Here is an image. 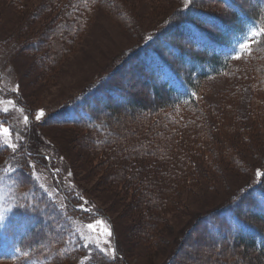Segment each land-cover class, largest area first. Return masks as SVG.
<instances>
[{
  "label": "rangeland",
  "instance_id": "obj_1",
  "mask_svg": "<svg viewBox=\"0 0 264 264\" xmlns=\"http://www.w3.org/2000/svg\"><path fill=\"white\" fill-rule=\"evenodd\" d=\"M69 1L21 0V5L15 4L17 1L0 0V122L4 123L3 116L7 115L8 121L13 120L23 130L27 129L26 114L12 107L9 101L15 104L14 98L7 99L15 92L34 110V116L41 110L44 112L40 120L34 117L32 123L35 130L31 145L36 147L35 151L25 150L28 143L22 145L23 137L11 131L13 141L18 144L17 152L21 148L26 151L29 167L22 166L29 170L18 166L19 163L16 165V160L9 155L6 165L22 169L29 177L21 181L22 175L14 178L15 172L7 175V189L12 190L7 194L8 200L15 202L16 194H22L25 199L33 198L44 189L55 199L54 203L58 206L63 203L67 208L65 201H71L68 193L72 187L83 203L88 202L84 207L89 212L83 211L86 216L69 212L76 237L71 239L69 246L63 244L69 247L67 257L54 255L52 264H247L246 259L236 255L237 250L230 248V253L216 245L206 232V219L202 218L246 192L264 174V85L261 92L254 93L233 77L209 79L206 105L201 111L205 121L178 133L181 152L173 154L170 170L167 171V164L159 162V158L143 163L138 155L137 160L131 162L133 159L121 155V149L117 150L116 146L127 132L115 139L104 127L89 139L84 129L52 126L44 120L67 101L81 98L92 84L114 72L116 74L108 84L119 83L133 97L149 99L150 93L144 89L138 74L137 67L142 60L137 57L126 60L143 43L146 32L161 28L166 19L180 9L182 0H103V4L83 12L81 23L74 17L67 20L72 27L77 23L82 32L79 35L77 30L71 37L70 34L66 36L68 31L65 29L63 38L56 23L66 16L63 9ZM113 1L115 5H111ZM241 1L251 13L257 9L255 4H259L255 0ZM82 2L78 0V5ZM198 2L200 0H192L193 5L197 6ZM90 3L92 5V0ZM222 8L223 5L211 0L203 4L204 12L229 18ZM30 44H34V50L29 48ZM192 44L195 43L187 47L192 48ZM37 45L39 49H36ZM247 62L248 57L236 62L234 68L237 71ZM252 70L248 75L251 81L258 73L256 67ZM135 101H127L129 109L127 104L119 107L112 102L111 113L104 111L97 115L102 118V124L110 128V123L116 122L114 113H118L119 122L112 127L124 125L133 141L149 145L147 143L154 134H145L147 126L144 122L148 120L140 113L139 105H132ZM153 104L151 100L148 102L149 107ZM5 108L9 110L7 113L3 111ZM167 116L176 123L192 117L187 111L172 112ZM4 127L9 129L6 123ZM191 128L202 132H191ZM3 139L7 138L3 137L1 141ZM97 142L108 144L105 148L110 152L116 151L111 159L105 160L99 149L92 152ZM126 149L131 151L129 147ZM109 151L103 153L110 154ZM32 154L35 157H31ZM39 154L44 158H37ZM168 157L164 158L168 160ZM180 169L177 175L183 174V183L166 185L164 179ZM62 170L66 171L62 177L65 184L58 179ZM152 180L155 191L167 186L166 189H175L176 193L173 198L169 193L162 195L171 202H160L164 213L159 219L147 220L145 215L139 219L147 198L141 189L146 190L145 185L148 187ZM57 189L64 193H58ZM30 190L32 192L28 193ZM139 194L145 198L137 205L134 196L139 198ZM139 205L143 207L139 209ZM95 210L102 212L97 214L98 220L105 221L110 227L105 220L109 217L115 225L121 252L116 249V237L108 238L117 252L115 260L100 253L94 243L86 248L87 241L78 234L79 231L94 240L98 238L101 245L107 247L103 245L104 226L97 224L96 233L87 228L92 219L87 215H92ZM197 222H201L199 228L191 230ZM152 223L159 227L151 230ZM143 235L154 239L148 243L141 240ZM58 253L56 249L47 256L52 259L53 254Z\"/></svg>",
  "mask_w": 264,
  "mask_h": 264
},
{
  "label": "trees",
  "instance_id": "obj_2",
  "mask_svg": "<svg viewBox=\"0 0 264 264\" xmlns=\"http://www.w3.org/2000/svg\"><path fill=\"white\" fill-rule=\"evenodd\" d=\"M12 1H17L15 4H21V0ZM80 1H83L80 6L78 0H71L66 8H62L66 11V16L59 19L56 24L61 30L63 38L65 29L68 31L66 36L70 34L72 37L77 32V23H81L80 18L84 11H90L92 7L104 3L103 0H92L91 5L89 0ZM206 1L200 0L197 6L191 3L185 8L182 0L180 9L169 16L161 28L146 32L143 43L128 55L126 61L136 57L142 60L137 67L138 74L145 85L144 89L148 91V94L150 93L148 98L154 102L153 105L148 106L149 99L145 101L144 97H133L119 83L108 84V81L116 74L114 72L92 84L81 98L67 101L58 110L50 113L44 122H48L52 126L84 129L83 131L86 132L89 139L93 137L98 129L102 130L104 127L112 133L111 135L115 139L118 138V135L127 132L123 135V139L118 142L115 141L117 142V150L121 149L122 151L120 152L121 155L133 159L131 162L136 161V157L140 155L142 158L140 160L143 163H146V160L151 161L152 158H159V162L162 161L167 164V171H169L173 154L178 155L181 152L178 133L186 131L185 127H194L199 122L205 121L201 111L204 110L206 105L207 82L209 79L223 76L233 77L236 80H241V83L239 82L241 86L245 89H252L254 93L261 92L264 85V43L253 46L254 51L251 57L242 55L241 59H234L230 58L231 56L227 53L237 43V38L248 35L252 27L264 26V0H255L259 4H255L257 9L252 13L245 8L241 0H211L223 5L224 8L222 9L229 18L204 12L203 4ZM114 2L111 5H115ZM125 16L127 17L126 14ZM71 17L79 19L73 27L69 21L70 25L67 22ZM179 18L181 19L179 20ZM81 32V30H78L77 34L80 35ZM192 42L195 44H192V48H188L187 46H190ZM37 47L36 49H39L38 45ZM29 48L34 50V44H30ZM247 57L248 62L236 71L234 64ZM252 67H256L258 73L251 81L248 75L253 72ZM136 70L134 71L136 72ZM262 75L263 77H261ZM16 99L29 117L27 129L23 130L13 120L8 121L7 115L3 116L5 118L4 123L15 135L23 137L22 145L28 143L25 150L35 151L36 147L31 145L33 143L32 132L35 130V126H32L35 112L25 104L21 95L18 94ZM129 99L130 101L136 100L132 105H139L140 113L145 114V118L148 120L144 122L147 126L145 134H149V132L154 134V138L151 139L150 143H147L149 145L133 141V137L129 135L124 125H119L116 129L112 127L113 124L116 126L119 122L118 113H114V121L116 120V122H111L110 128L103 125L102 118L97 115V113L104 111L111 113L112 102L119 107L127 104L129 109L127 102ZM177 111L190 112L192 117L179 121V123L173 122L167 115ZM151 121H154V123ZM177 124L181 127H177ZM113 128L114 131H112ZM205 131L207 132V129ZM191 132L200 133L202 131L191 128ZM0 143H2L1 139ZM104 144L97 142L91 150L95 152L99 149V152L103 154V158L109 160L116 151L110 152L105 148L108 144ZM127 147L131 151H128ZM154 148H156L155 151ZM25 150L21 148L13 154L9 149L0 148V170L7 167L8 155L16 160V165L19 163L18 166L29 170ZM107 150L110 154L103 153L108 152ZM30 156L35 157L33 154ZM167 156H169L168 160L164 158ZM37 158H44V156L39 154ZM114 160H111V162ZM51 163L54 167L52 160ZM45 164L48 166L47 162ZM21 170L18 168L12 177L22 175L21 181L28 178L29 176ZM180 171L181 169L171 173L172 177L167 176L164 179L165 184L183 183V174L177 175ZM65 172L62 170L59 175L62 184H65L62 179ZM143 173L149 174L144 170ZM0 177H3V179H0V205L7 207V194L12 193V190L7 189L8 177L3 171H0ZM32 179L36 181L34 177ZM154 185L155 182L152 180L148 183V187L145 185L146 190L141 189L147 198L142 194L138 195L139 198L134 196V200H137L135 202H138L137 205L143 202L145 198L144 210L147 212H144V210L143 214L140 212L141 217L139 219H142L143 215L146 216L147 220L148 218L159 219L164 213V207L160 202L168 201L167 198H162V195L169 193V197L173 198L174 192L176 193L175 189L174 191L170 188L166 189L167 186L163 189L158 187V191H155ZM67 190L70 191V186H67ZM29 192H32V190ZM57 192L62 193L60 189H57ZM262 193H264V174L246 192L202 218V220L206 219L208 225L206 232L211 235L216 245L221 246L226 252H230L229 250H232L230 248L237 250L236 255L246 259L247 264H264V205H261L258 200ZM68 195L71 196V201H65L67 208L63 203L62 206L54 203L53 200L55 199L48 196L44 189L41 194L33 198L27 197L25 199L22 194H16V201L13 202L11 199V213L5 227L0 228V264H52L54 255L63 259L67 257V250H69L67 246L70 245L71 239L76 237L73 225L68 217L69 212L86 216L82 210L76 209L78 205L83 203L82 197L72 187ZM142 207L139 205L138 208L141 209ZM95 212L102 214L97 210ZM87 216L97 217L94 214ZM105 220L108 221L116 237L117 249L121 252L115 225L111 218L107 217ZM200 224L201 222L195 223L191 230L199 228ZM150 226L151 230L159 227L158 224L153 223ZM153 239L150 235H143L141 238V240L148 243L152 242ZM212 244L213 241L210 240V245ZM56 249L59 253L53 254L52 259L47 256ZM240 250L242 251L240 252Z\"/></svg>",
  "mask_w": 264,
  "mask_h": 264
},
{
  "label": "snow or ice",
  "instance_id": "obj_3",
  "mask_svg": "<svg viewBox=\"0 0 264 264\" xmlns=\"http://www.w3.org/2000/svg\"><path fill=\"white\" fill-rule=\"evenodd\" d=\"M191 3L192 0H183L185 8H187ZM149 39H151V37H149ZM261 43H264V26L252 27L250 29V34L237 38V43L232 46V52L234 53V55L230 58L241 59L242 55H248L249 57H251L254 51L253 46L259 45ZM9 103L12 104L13 108L16 107L12 101H9ZM3 111L7 113L9 110L5 108ZM43 116L44 112L43 110H41L38 114L35 115V119L40 120ZM24 121L25 124H28L27 115L24 116ZM12 136V132L7 127H4L3 122H0V139H2L3 137L7 138L2 140V143H0V148L9 149L13 154H15L17 152L18 144L17 142L13 141ZM33 168H35V165H33ZM0 171H3L6 175H10L13 172L17 171V169L12 166H8ZM0 179H3V177H0ZM258 200L261 205H264V193L259 196ZM87 203V201H84V203L80 205L81 210L84 212H89V209L84 207V205H86ZM0 208H2V210H0V228H4L8 219L6 214L12 209L3 207L2 205H0ZM97 224L104 226L106 236L103 240V245H106L107 247L102 246L98 238L94 240L93 238L86 236L83 232L79 231L78 234L80 235L81 239L87 241V243H85L86 248L94 243V246L100 253L115 260L117 258V252L115 248L111 247V241L110 239H108L112 236V232L110 227L107 226L106 222L98 220L96 217H92L91 221L87 224V228L91 233H96ZM17 251H19V249H17Z\"/></svg>",
  "mask_w": 264,
  "mask_h": 264
}]
</instances>
